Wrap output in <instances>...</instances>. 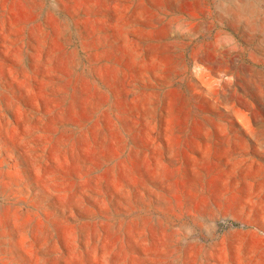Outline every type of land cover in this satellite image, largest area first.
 <instances>
[{
	"label": "rangeland",
	"instance_id": "1",
	"mask_svg": "<svg viewBox=\"0 0 264 264\" xmlns=\"http://www.w3.org/2000/svg\"><path fill=\"white\" fill-rule=\"evenodd\" d=\"M0 264H264V0H0Z\"/></svg>",
	"mask_w": 264,
	"mask_h": 264
}]
</instances>
